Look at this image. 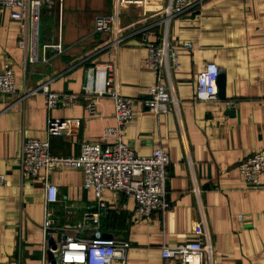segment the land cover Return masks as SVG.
<instances>
[{
  "label": "crops",
  "instance_id": "0c3cea01",
  "mask_svg": "<svg viewBox=\"0 0 264 264\" xmlns=\"http://www.w3.org/2000/svg\"><path fill=\"white\" fill-rule=\"evenodd\" d=\"M147 4L150 11L141 17L138 1L116 9L115 0H43L31 61L28 41L24 48L17 44L27 39L26 21L10 19L0 7V68L8 64L15 87L13 95L0 96V174L6 180L0 187V264H40L42 188L20 174L21 141L46 140L50 154L75 156L81 142L114 126L112 100L95 92L100 73L94 67L109 62L119 94L131 100L122 141L138 156L156 148L166 152L169 203L163 213L135 218L130 197L102 191L107 208L100 233L129 243L123 261L110 264H162L159 246L197 240L191 233L195 222L209 239L204 264H264V170L259 186L247 187L236 168L254 151L264 159V0H196L168 22L160 13L168 0ZM115 9L121 42L112 51L110 34L93 33L92 21ZM143 36L151 43L165 36L175 47L177 66L163 78L176 102L170 113L154 114L143 106L153 82L144 65ZM57 41L60 52L42 49ZM207 63L224 77L223 98L216 93L210 103L194 96L195 76ZM45 81L53 92L74 94L73 105L47 110L40 94L19 99L21 91ZM49 118L78 120V129L48 136ZM47 176L69 206V221H77L94 201L92 191L81 187L80 172L63 168ZM49 209L57 222L65 216L59 204Z\"/></svg>",
  "mask_w": 264,
  "mask_h": 264
},
{
  "label": "built area",
  "instance_id": "2783aa9c",
  "mask_svg": "<svg viewBox=\"0 0 264 264\" xmlns=\"http://www.w3.org/2000/svg\"><path fill=\"white\" fill-rule=\"evenodd\" d=\"M43 0H0V7L8 11L10 19L26 21L27 39L21 37L17 44L24 48L26 41L29 57L34 60L38 11ZM138 1L141 17L148 15L147 0H115L116 9L124 4ZM196 0H168L161 8L163 21L183 13L191 8ZM114 12L94 17L93 33H109L108 47L114 50L121 42L120 28L117 26V13ZM155 15V14H154ZM28 31V33H27ZM146 37L142 41L146 42ZM181 47L189 49L188 43ZM51 48L60 52V42L44 44L42 49ZM144 65L151 71L153 82L147 88V97L143 106L154 114L170 113L176 108V102L167 92L163 83L165 74L177 66L175 47L164 37L157 43L146 42ZM99 79V87L95 88L97 96H107L113 102L114 126L105 127L101 135L92 141H84L79 145L75 156H54L48 150L46 140L24 138L16 156L20 174L29 183L37 181L42 188L43 215L41 223L42 239L40 244V264H110L113 260L123 261L129 243L102 234L99 221L106 213V204L101 199L103 190L121 193L134 202L132 215L135 218L148 219L153 212L163 213L169 208L165 197V168L168 157L163 149L156 148L149 154L135 155L122 141L126 122L131 118V100L119 94L116 72L112 62L94 67ZM217 67L207 63L195 76L194 96L196 100L210 103L216 100ZM15 93L13 74L8 64L0 68V96ZM40 94L44 98L47 110L69 108L73 105L75 95L68 92H53L48 88L47 81L29 90H23L19 99L25 96ZM231 104V103H229ZM90 115L92 110L88 108ZM78 120L49 118L46 124L48 136H59L73 133L78 129ZM63 168L76 169L81 174V187L91 190L94 201L81 211L79 219L69 221V206L64 197H58L57 188L48 182V172ZM237 171L247 187H257L264 170L262 153L254 151L237 163ZM6 180L0 174V187ZM59 204L65 216L57 222L50 205ZM264 215V210L262 211ZM191 233L197 240L179 244L159 246L162 264H204L209 260L210 246L207 233L201 222H195ZM201 241H200V240Z\"/></svg>",
  "mask_w": 264,
  "mask_h": 264
},
{
  "label": "water",
  "instance_id": "95a60500",
  "mask_svg": "<svg viewBox=\"0 0 264 264\" xmlns=\"http://www.w3.org/2000/svg\"><path fill=\"white\" fill-rule=\"evenodd\" d=\"M215 86H216L217 96L220 97V98H223L224 77H223L222 74H218L217 75Z\"/></svg>",
  "mask_w": 264,
  "mask_h": 264
}]
</instances>
